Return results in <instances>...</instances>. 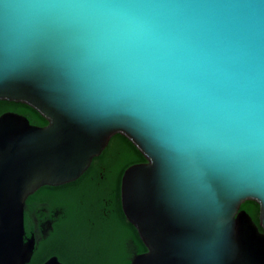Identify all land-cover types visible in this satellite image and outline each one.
<instances>
[{"label": "water", "instance_id": "1", "mask_svg": "<svg viewBox=\"0 0 264 264\" xmlns=\"http://www.w3.org/2000/svg\"><path fill=\"white\" fill-rule=\"evenodd\" d=\"M0 100L46 121L0 114V264L30 259L26 198L114 134L144 158L119 181L130 264H264V0H0Z\"/></svg>", "mask_w": 264, "mask_h": 264}, {"label": "trees", "instance_id": "2", "mask_svg": "<svg viewBox=\"0 0 264 264\" xmlns=\"http://www.w3.org/2000/svg\"><path fill=\"white\" fill-rule=\"evenodd\" d=\"M5 111L21 114L33 125L46 124L41 115L23 103L0 100V114ZM113 137H117L120 151L115 161L117 164L115 163L111 173L113 185L110 189L106 188L105 181L99 184L88 183L87 175L91 168L85 170L75 181H72L73 183L57 186L43 185L28 196V201L45 198L52 205L63 206L64 217L55 225L47 239L34 244L26 264H41L51 255H55L62 264H82L83 261H86V264H129L120 249L126 238L133 239L136 253L145 251L134 227L124 218L119 201V181L122 171L132 163L143 162L144 158L126 138L114 134L110 139ZM106 155L108 156L105 154L99 159L102 161L107 158ZM97 156L93 157L92 162L96 161ZM85 177L86 186L78 192ZM84 198L90 208L80 211L78 203ZM104 202L112 208L114 217L106 223L98 217L99 206L103 207ZM239 208L257 223L258 207L255 202L246 200L240 204ZM24 229L26 230L25 227ZM86 229L91 233L87 237L86 234H81L82 231L86 232Z\"/></svg>", "mask_w": 264, "mask_h": 264}, {"label": "flooded vegetation", "instance_id": "3", "mask_svg": "<svg viewBox=\"0 0 264 264\" xmlns=\"http://www.w3.org/2000/svg\"><path fill=\"white\" fill-rule=\"evenodd\" d=\"M117 140V137H113L112 139L109 138L100 154H98L96 157V161L92 162L93 158L91 159L88 165L89 168L87 167L85 169L87 170L92 168L90 173L87 175L88 183L99 184V182L105 181L106 188H111L113 185L111 173L116 163L115 161L117 160V153L120 151V146L118 145ZM105 154H108V156L106 155L107 158H104L101 161L99 157ZM85 186L86 177L83 185L78 189V192H81ZM27 198L25 200L23 209V227L26 228L24 231L33 237L34 247L35 243L47 239L48 235L54 230L55 225L64 217V207L56 204L52 205L49 203L48 199L45 198L34 199L30 201H28ZM86 208H90V206L86 204V198L79 200L78 209L80 211H84ZM99 210L100 213L98 217L102 222L106 223L108 220L111 221L114 218L112 208L108 207L106 202H104L103 207L99 206ZM120 249L121 253L124 254L125 258L130 264V259L134 254H137L133 239L126 238L124 245L121 246ZM82 264H86V261H83Z\"/></svg>", "mask_w": 264, "mask_h": 264}, {"label": "rangeland", "instance_id": "4", "mask_svg": "<svg viewBox=\"0 0 264 264\" xmlns=\"http://www.w3.org/2000/svg\"><path fill=\"white\" fill-rule=\"evenodd\" d=\"M90 232L86 229V232L85 231H82L81 234L85 235L86 234V237L87 235L89 234ZM91 234V233H90ZM87 239V238H86Z\"/></svg>", "mask_w": 264, "mask_h": 264}]
</instances>
